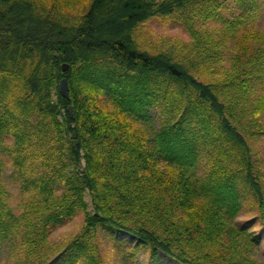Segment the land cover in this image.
Segmentation results:
<instances>
[{"label":"trees","instance_id":"trees-1","mask_svg":"<svg viewBox=\"0 0 264 264\" xmlns=\"http://www.w3.org/2000/svg\"><path fill=\"white\" fill-rule=\"evenodd\" d=\"M68 1L0 0V158L8 147L44 146L41 158L49 170L34 183L45 194L51 193L53 204L58 199L63 202L58 203L61 210L57 205L56 210H48L41 236L49 222L56 225L81 208L87 230L101 226L125 232L137 244H149L153 252L159 250L190 264L177 258L144 225L124 224L126 214L143 212L151 217L147 212L154 216L158 211L152 203L157 193L145 185L157 186L161 193L167 185L181 209L209 195L216 210L205 214L212 240L220 238L226 215H234L239 208L240 183L261 192L259 175L251 157L245 156L243 137L219 100L217 82L202 81L170 53H150L133 40L137 23L171 14L191 0H91L75 18L61 13ZM222 22L232 26L227 19ZM183 23L194 36L195 46L201 44L200 32ZM63 64L68 65L66 71ZM63 77L68 97L58 89ZM63 109L66 115L61 121ZM151 109L159 125L148 137L144 124H151ZM8 138L11 145L5 144ZM212 139L244 146L239 155L246 170L239 176L224 172L218 181L200 185L194 179L202 151L199 144ZM81 159L84 164L79 170ZM168 168L177 170L176 178L165 176ZM54 188L60 193L53 197ZM85 191L92 198L91 210H87ZM15 223L0 200V238L14 234L9 227ZM231 232L247 248H259L258 239L251 238L246 227L231 226ZM78 240L67 248L82 249ZM235 244L231 238V245Z\"/></svg>","mask_w":264,"mask_h":264},{"label":"rangeland","instance_id":"rangeland-1","mask_svg":"<svg viewBox=\"0 0 264 264\" xmlns=\"http://www.w3.org/2000/svg\"><path fill=\"white\" fill-rule=\"evenodd\" d=\"M90 1L69 0L61 13L75 18ZM222 19L229 20L232 26H226ZM183 22L200 32L199 46H195V38ZM132 37L138 48L150 53H170L173 60L198 79L217 82L219 100L230 123L243 137L245 156L251 157L261 192L240 183L239 208L234 215H226L223 232L217 240L211 239L205 220L206 212H216L213 199L202 196L187 209H181L167 185L162 193L157 186L145 185L157 193L152 203L157 204L158 211L153 216L146 208L151 217L143 212L126 214L124 224L144 225L177 258L190 264H264V0H191L171 14H158L137 23ZM64 114L63 109L61 121ZM149 115L151 124H144L148 137L159 125L155 109ZM11 143V138L5 140L6 145ZM199 146L202 151L194 167L198 184L208 186L224 172L236 176L245 172L239 155L244 146L234 140L226 143L212 139ZM22 147L26 148L25 152H18ZM43 153L44 146L38 149L19 146L15 150L8 147L1 154L0 200L16 223L9 227L15 230L14 234L0 238V264H181L162 251L153 252L149 244H137L125 232L101 226L87 230L85 209L81 208L56 225L49 222V229L41 236L39 230L45 225L48 210H56V205L61 210L58 203L63 202L58 199L53 204L51 193L45 194L40 184L34 183L41 172L49 170L41 158ZM12 158L16 159L14 163ZM58 159L65 160V157ZM83 164L81 159L77 168L80 170ZM166 175L168 179L176 178L177 170L168 168ZM56 189L53 197L60 193ZM44 196H47L45 204ZM85 199L89 205L87 210H91L92 198L88 191ZM231 226L246 227L251 238L258 239L259 248L255 245L247 248L239 243ZM76 238L83 248L68 249L74 246ZM231 238L236 242L234 246ZM74 252H77L75 256Z\"/></svg>","mask_w":264,"mask_h":264},{"label":"water","instance_id":"water-1","mask_svg":"<svg viewBox=\"0 0 264 264\" xmlns=\"http://www.w3.org/2000/svg\"><path fill=\"white\" fill-rule=\"evenodd\" d=\"M68 66L67 65H62V69L63 70H67ZM58 86H59V92L64 96V97H68V84H67V81H66V78H62L59 80V83H58ZM71 107H68V111L70 112V114L72 115V112H71Z\"/></svg>","mask_w":264,"mask_h":264}]
</instances>
